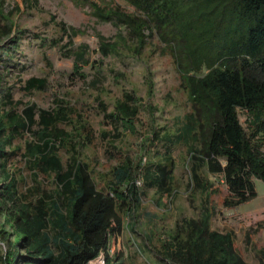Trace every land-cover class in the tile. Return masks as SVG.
Wrapping results in <instances>:
<instances>
[{"label":"trees","instance_id":"obj_1","mask_svg":"<svg viewBox=\"0 0 264 264\" xmlns=\"http://www.w3.org/2000/svg\"><path fill=\"white\" fill-rule=\"evenodd\" d=\"M124 1L135 11L91 1V14L125 28L137 55L156 35L175 61L192 111L162 138L166 151L158 162L146 168L140 162L137 168L143 169L138 172L133 160L126 158L113 169L114 182L104 192L78 156L72 155L65 166L55 143L68 134L58 128L55 114L41 110V122L54 137H42V143L29 144V149L35 166L54 172L60 185L56 199L39 198L32 205L23 201L19 180L8 169L14 151L6 148L20 129L34 123L35 112L33 107L26 108L24 115L7 110L13 96L10 88L3 87L0 73V244L4 241L6 248L4 253L0 246V264H88L100 254L106 264H128L123 251L111 256L110 249L126 226L133 224L131 231L137 222L136 211L145 195L137 181L141 177L146 187L172 195L175 166L170 152L177 145L187 147L193 191L207 199L213 182L204 171L223 179L227 207L256 198L254 179L264 182V0ZM1 19L6 24L0 28L11 33L15 24L4 13L3 0ZM18 36L0 50V66L1 55L9 58L17 49ZM121 40L123 35L102 42L99 49L108 54ZM27 85L43 90L46 80L30 78ZM238 109L250 117L247 129ZM139 112L140 99L125 92L106 117L116 128L134 131ZM210 220L208 208L199 219L184 218L156 250L162 264H249L235 250L232 233L211 230Z\"/></svg>","mask_w":264,"mask_h":264},{"label":"rangeland","instance_id":"obj_2","mask_svg":"<svg viewBox=\"0 0 264 264\" xmlns=\"http://www.w3.org/2000/svg\"><path fill=\"white\" fill-rule=\"evenodd\" d=\"M91 1L135 11L124 0H3L4 13L15 26L8 34L4 27L0 28V50L11 46V39L19 35V45L12 56L4 58L1 53L3 87L10 88L13 96L7 110L15 109L24 115L26 108L33 107L35 112L34 123L20 129L6 148L14 151L8 169L19 180L23 201L32 205L39 198L56 199L60 185L54 172L35 166L34 153L29 149V144L42 143V137H54L47 134L50 129L41 122V110L55 114L58 128L68 134L55 143L65 166L72 155L78 156L88 164L97 187L104 192L114 182L113 169L126 158L133 160L138 172L143 169L137 168L140 162L145 168L150 162H158L166 151L162 138L172 134L192 111L175 61L160 39L151 37L137 55L126 29L92 15ZM0 23L5 26L6 21L1 19ZM120 35L126 41H119L115 50L104 54L99 49L102 42H113ZM34 77L45 79L46 88L29 89L27 81ZM125 92L140 99L134 131L116 128L106 117ZM238 114L247 129L248 113L238 109ZM170 153L175 166L173 194L161 195L155 188L146 187L140 177L137 185L145 195L136 211L137 222L130 231L134 225L125 217L127 225H131L126 226L128 230L120 240L112 243L111 256L123 251L128 264H162L156 250L167 235L184 218L199 219L208 208L211 230L232 233L237 253L249 264H263L264 182L254 179L256 198L227 207L224 199L228 188L223 179L203 172L213 182L207 199L191 187L187 147L177 145ZM149 241L151 245L146 246ZM0 246L5 253L4 241Z\"/></svg>","mask_w":264,"mask_h":264},{"label":"clouds","instance_id":"obj_3","mask_svg":"<svg viewBox=\"0 0 264 264\" xmlns=\"http://www.w3.org/2000/svg\"><path fill=\"white\" fill-rule=\"evenodd\" d=\"M88 264H106V258L103 254H100L96 259L90 261Z\"/></svg>","mask_w":264,"mask_h":264},{"label":"crops","instance_id":"obj_4","mask_svg":"<svg viewBox=\"0 0 264 264\" xmlns=\"http://www.w3.org/2000/svg\"><path fill=\"white\" fill-rule=\"evenodd\" d=\"M124 230H125V229H124ZM131 231H132V230H131ZM123 233H124V231H123ZM123 233H122V235H123ZM122 235H121V236H122ZM121 236L119 237V240L121 239Z\"/></svg>","mask_w":264,"mask_h":264}]
</instances>
